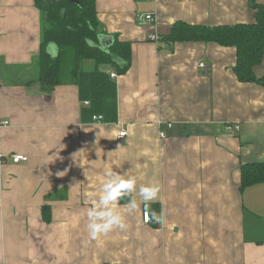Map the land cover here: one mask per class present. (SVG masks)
<instances>
[{"label":"crops","instance_id":"crops-1","mask_svg":"<svg viewBox=\"0 0 264 264\" xmlns=\"http://www.w3.org/2000/svg\"><path fill=\"white\" fill-rule=\"evenodd\" d=\"M95 1L92 43H130L113 122L82 115L89 104L74 83L42 89L43 14L34 0H0V264H264V182L243 187L240 171L264 162V85L237 78L234 47L161 39L177 21L252 22L250 2L264 0ZM147 12L155 22L140 25ZM253 72L264 76V52ZM108 170L158 194L147 204L136 196L133 211L119 202L126 228L89 242L86 211Z\"/></svg>","mask_w":264,"mask_h":264},{"label":"trees","instance_id":"trees-1","mask_svg":"<svg viewBox=\"0 0 264 264\" xmlns=\"http://www.w3.org/2000/svg\"><path fill=\"white\" fill-rule=\"evenodd\" d=\"M44 15L41 45L37 56L38 80L42 89L52 90L58 85L74 83L79 99L87 100L88 107L81 108L82 115H101L103 121H116V82L110 76L113 71H103L107 65L115 74L126 71L130 61V43L115 40L106 50L95 41L98 33L95 0H34ZM255 10L254 20L248 23L206 26L175 22L170 31L161 37L169 44L176 42H213L236 49L235 74L240 81L258 82L264 85V76L257 78L253 68L262 61L264 52V6L250 2ZM57 47L55 56L47 51V45ZM83 60H92L94 68L85 70ZM241 186L264 182V162L246 163L240 168ZM124 197L121 203L128 202Z\"/></svg>","mask_w":264,"mask_h":264},{"label":"clouds","instance_id":"clouds-1","mask_svg":"<svg viewBox=\"0 0 264 264\" xmlns=\"http://www.w3.org/2000/svg\"><path fill=\"white\" fill-rule=\"evenodd\" d=\"M135 193V195H133ZM158 188L151 184H142L137 189V177L126 173L108 170L105 180L100 186V195L95 203L86 211L88 240L93 241L101 235L107 234L114 229H125L126 224L123 214L118 210L119 202L124 197H130L125 207L129 211L137 208L136 196L147 204L156 199ZM155 223L165 224L164 215L152 213Z\"/></svg>","mask_w":264,"mask_h":264},{"label":"built area","instance_id":"built-area-1","mask_svg":"<svg viewBox=\"0 0 264 264\" xmlns=\"http://www.w3.org/2000/svg\"><path fill=\"white\" fill-rule=\"evenodd\" d=\"M146 1H151V0H146ZM153 22H155V16L151 12H147V13L142 14L139 17V19H138V23L140 25H147V24H150V23H153ZM158 38H159V36L156 33H152V34L149 35V39L151 41H157ZM199 66L203 67L204 64L200 63ZM110 76L112 78H115L116 74L114 72H111ZM84 104L87 105L89 103H88V101H84ZM91 121L102 122L103 118H102L101 115H93L92 118H91ZM2 124L3 125L7 124V121H4ZM168 126H171V124L169 123ZM225 129H227L229 131H236V130L239 129V125L237 123H228V124L225 125ZM125 134H126V132L124 130H122V131H120L118 133V137L121 138V137L125 136ZM159 134H160L161 137L164 136L163 132H160ZM10 158H11V161L13 163H20V162L27 161V157L25 155H21V154H12V155H10ZM143 215H144V221L147 222L149 220V218H150L148 211H145L143 213ZM108 264H117V263L113 262V263H108ZM191 264H202V263H191Z\"/></svg>","mask_w":264,"mask_h":264},{"label":"water","instance_id":"water-1","mask_svg":"<svg viewBox=\"0 0 264 264\" xmlns=\"http://www.w3.org/2000/svg\"><path fill=\"white\" fill-rule=\"evenodd\" d=\"M70 1H72V2H74V3H76L77 2V0H70ZM113 43V42H112ZM112 43H110L109 45H108V47L112 44ZM107 47V46H106ZM106 47H99L100 49H102V50H106V49H108V47L106 48ZM101 70H103V71H106V72H108L109 71V66H107V65H103V66H101Z\"/></svg>","mask_w":264,"mask_h":264},{"label":"rangeland","instance_id":"rangeland-1","mask_svg":"<svg viewBox=\"0 0 264 264\" xmlns=\"http://www.w3.org/2000/svg\"><path fill=\"white\" fill-rule=\"evenodd\" d=\"M44 24L46 25V21L44 20V15H43V26H44ZM87 63H90V62H87V61L85 60L84 65H85V66H88ZM82 67H83V63H82Z\"/></svg>","mask_w":264,"mask_h":264},{"label":"bare ground","instance_id":"bare-ground-1","mask_svg":"<svg viewBox=\"0 0 264 264\" xmlns=\"http://www.w3.org/2000/svg\"><path fill=\"white\" fill-rule=\"evenodd\" d=\"M144 212H145V211H144ZM144 212H143V213H144ZM143 213H142V217H143V221H144V215H143Z\"/></svg>","mask_w":264,"mask_h":264}]
</instances>
